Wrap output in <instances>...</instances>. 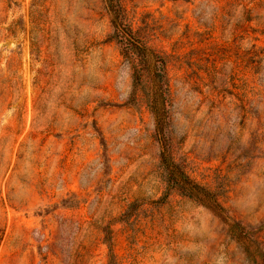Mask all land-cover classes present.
Instances as JSON below:
<instances>
[{
  "label": "rangeland",
  "instance_id": "obj_1",
  "mask_svg": "<svg viewBox=\"0 0 264 264\" xmlns=\"http://www.w3.org/2000/svg\"><path fill=\"white\" fill-rule=\"evenodd\" d=\"M115 2L163 57L166 153L264 250V0ZM124 42L104 0H0V264H260L167 189Z\"/></svg>",
  "mask_w": 264,
  "mask_h": 264
},
{
  "label": "trees",
  "instance_id": "obj_2",
  "mask_svg": "<svg viewBox=\"0 0 264 264\" xmlns=\"http://www.w3.org/2000/svg\"><path fill=\"white\" fill-rule=\"evenodd\" d=\"M107 11L110 15V21L115 31L125 41V56L133 68V76L137 75L140 70L146 72L149 81V89L145 92L147 106L149 107L154 123L158 140L162 146L160 153V162L163 169V177L167 189L181 187L187 189L193 195L199 197L203 204L219 216L236 236L247 246L252 249L253 254L258 258L260 264H264V250L257 245L255 246L249 233L238 222L232 220L225 212V209L216 200L215 195L194 182L186 173L172 161L165 151L166 141V105H167V83L165 75V63L163 57L154 52L144 42L140 41L132 31L118 19V9L115 0H104ZM135 87H133L134 92ZM105 242L110 249L111 241L109 235H105Z\"/></svg>",
  "mask_w": 264,
  "mask_h": 264
}]
</instances>
